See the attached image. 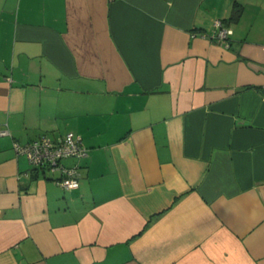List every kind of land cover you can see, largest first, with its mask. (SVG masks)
Returning a JSON list of instances; mask_svg holds the SVG:
<instances>
[{"label": "crops", "instance_id": "crops-1", "mask_svg": "<svg viewBox=\"0 0 264 264\" xmlns=\"http://www.w3.org/2000/svg\"><path fill=\"white\" fill-rule=\"evenodd\" d=\"M1 130L0 264H264V0H0Z\"/></svg>", "mask_w": 264, "mask_h": 264}, {"label": "built area", "instance_id": "built-area-1", "mask_svg": "<svg viewBox=\"0 0 264 264\" xmlns=\"http://www.w3.org/2000/svg\"><path fill=\"white\" fill-rule=\"evenodd\" d=\"M215 25L218 29L216 38L225 42L231 30L224 27L220 21H216ZM6 133V130L0 131V134ZM13 148L17 154L25 155L32 167L56 174L54 181L61 187H78L80 160L88 155V150L81 138L73 132H66L56 138L44 134L24 144L14 142ZM68 159L73 160L71 165L64 163Z\"/></svg>", "mask_w": 264, "mask_h": 264}, {"label": "trees", "instance_id": "trees-1", "mask_svg": "<svg viewBox=\"0 0 264 264\" xmlns=\"http://www.w3.org/2000/svg\"><path fill=\"white\" fill-rule=\"evenodd\" d=\"M238 12H239V10H237V11L235 10V11L232 13V15H231V16H232V18H233V17H235V18H236V16L238 15Z\"/></svg>", "mask_w": 264, "mask_h": 264}]
</instances>
